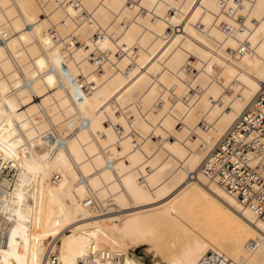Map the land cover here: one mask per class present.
<instances>
[{"label": "bare ground", "instance_id": "6f19581e", "mask_svg": "<svg viewBox=\"0 0 264 264\" xmlns=\"http://www.w3.org/2000/svg\"><path fill=\"white\" fill-rule=\"evenodd\" d=\"M263 85L264 0H0V264H264L202 171Z\"/></svg>", "mask_w": 264, "mask_h": 264}, {"label": "built area", "instance_id": "2783aa9c", "mask_svg": "<svg viewBox=\"0 0 264 264\" xmlns=\"http://www.w3.org/2000/svg\"><path fill=\"white\" fill-rule=\"evenodd\" d=\"M203 173L258 219L264 222V85L251 107L240 113L226 134L202 163ZM9 168L0 164V249L6 244L7 228L3 221V199L12 181ZM91 202H86V206ZM253 249V246L250 245ZM103 257L112 259L106 252ZM116 259V260H115ZM53 261V260H52ZM201 264H225L216 254H209Z\"/></svg>", "mask_w": 264, "mask_h": 264}, {"label": "rangeland", "instance_id": "374dc122", "mask_svg": "<svg viewBox=\"0 0 264 264\" xmlns=\"http://www.w3.org/2000/svg\"><path fill=\"white\" fill-rule=\"evenodd\" d=\"M176 236L173 234H167L166 237L162 240V244L161 246H157V250H152L148 253V255H146V249L148 248V246L146 244H140L137 247H132L131 250H136V253H139L141 256L143 255L144 258V263L145 264H154V259L156 260L157 258H159L158 260H161V262H166L165 260L163 261V259L168 258L169 255H171L169 258H173L175 255L174 252H176V250L174 249V246H176L178 243L176 242ZM173 243V245H172ZM159 247V248H158ZM173 247V248H172ZM163 248V249H162ZM159 249V250H158ZM166 250V251H164ZM168 251V252H167ZM174 251V252H173ZM167 252V253H166ZM172 252V253H171ZM151 253V254H150ZM152 253H155V258L152 261V258H150L152 256ZM164 253V254H163ZM171 253V254H170ZM177 253V252H176ZM166 257H165V256ZM150 256V257H149ZM173 256V257H172ZM157 257V258H156ZM163 258V259H162ZM168 258V259H169ZM166 259V260H168ZM81 264V263H79Z\"/></svg>", "mask_w": 264, "mask_h": 264}]
</instances>
